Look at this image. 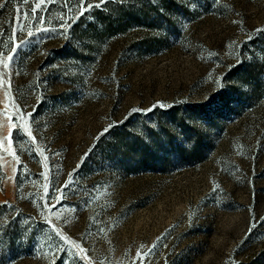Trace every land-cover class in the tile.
<instances>
[{
	"label": "rangeland",
	"instance_id": "374dc122",
	"mask_svg": "<svg viewBox=\"0 0 264 264\" xmlns=\"http://www.w3.org/2000/svg\"><path fill=\"white\" fill-rule=\"evenodd\" d=\"M0 4V264H264V0Z\"/></svg>",
	"mask_w": 264,
	"mask_h": 264
},
{
	"label": "snow or ice",
	"instance_id": "6c2138e0",
	"mask_svg": "<svg viewBox=\"0 0 264 264\" xmlns=\"http://www.w3.org/2000/svg\"><path fill=\"white\" fill-rule=\"evenodd\" d=\"M44 2H45V0H40V4H43ZM84 3L87 4V8H84V7H83V4H84ZM104 3H105V0H99V2H98L97 4L93 5V4L91 3V0H81L82 7H81V12H80V14L83 15V13H84L85 11H89V10H91L93 7H97V8H98V7H100V6H101L102 4H104ZM4 6H5V5L0 4V7H4ZM37 7H39V5H37ZM41 10H42V9H41ZM76 19H78V17H73V18H72L73 23H75ZM70 27H71V25L68 24L67 20H65V21H64V31H63V33H62V35H63L65 38H67V36H68V29H69ZM258 31H260V30H258ZM28 35L31 37V36L33 35V33H32L31 31H29V32H28ZM20 47H22V45H18V46H17V49H16V50H13V51H14V54H13V55H9V56H7V57L5 58V60L0 61V64L3 65V68H4V69H7V68L9 67V63H8V62L14 60V56H15V54H18V49H19ZM4 75H5L4 72H0V77H3ZM39 103H43V100L40 99ZM38 106H39V105H37V106L34 107V111H33V113H26V115H28V116H30V117H34L35 112H36V108H38ZM156 107L163 108L164 105H162V104H157V105H154L153 108L148 109V110H146V111H149V112H150V111H154ZM138 111H142V110H139V109H132V110H131V113H136V112H138ZM131 113H130V114H131ZM0 115H6V114H5V113H0ZM22 118H23L22 116L17 117V119H22ZM9 119H11V117H9ZM125 119L127 120L128 117H125ZM12 126H13V128H15V127H16L15 123H13ZM113 126H114L113 124H110V125L108 126V128H105V129H104V132L101 133V135H103L104 133H107V132L109 131V129L112 128ZM28 135L31 136V131H28ZM10 136H11V133H10ZM72 175L74 176V173H73ZM73 182H74V180H71V179H70L68 182H66V184L64 185V187H68V186H69L71 183H73ZM66 196H67V193H65V192H61V196H60L59 198H57V200H59L60 198H66ZM252 227H255V224H253ZM62 238H63V237H62ZM64 239H65V242H66V243L69 242V241L67 240V238H64ZM75 247L79 249V253H85V252H86V250H85L84 248H80L79 245H75ZM137 255H138V256H141V253H137ZM86 258H87L86 256H82V257H81V259H86Z\"/></svg>",
	"mask_w": 264,
	"mask_h": 264
}]
</instances>
